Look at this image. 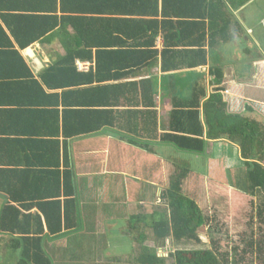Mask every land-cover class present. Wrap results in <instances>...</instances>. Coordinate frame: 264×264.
Masks as SVG:
<instances>
[{"label":"crops","instance_id":"1","mask_svg":"<svg viewBox=\"0 0 264 264\" xmlns=\"http://www.w3.org/2000/svg\"><path fill=\"white\" fill-rule=\"evenodd\" d=\"M239 1L65 0L66 10L60 5L42 8L55 10L59 20L54 25H62V35L56 37L50 28L20 50L22 58L14 65L12 60L0 65V231L8 206L26 204V214L35 215L38 204L64 201L56 193L62 191L64 153L74 174L78 215L82 220L94 217L99 226L106 224L108 216L100 212L108 205H115L117 217L121 207L128 210L142 199L148 187L144 180L158 187L159 198L162 164H197L209 155L207 164L223 165L218 167L222 177L211 173L214 179L230 183L225 164L242 168L240 145L205 135V151L196 155L163 136H178L170 128L174 110L203 111L216 91L229 112L246 113L264 124V34L258 33L264 31V17L246 15L253 5L259 8L258 0L243 6ZM7 19L0 23L9 33L16 23ZM246 22L252 23L248 30ZM29 73L53 79L57 90L41 85L44 94L34 99ZM73 110L88 111L89 126L97 130L68 138L73 118L84 115H67ZM53 125L51 136L44 128ZM12 186L10 196L6 189Z\"/></svg>","mask_w":264,"mask_h":264},{"label":"trees","instance_id":"2","mask_svg":"<svg viewBox=\"0 0 264 264\" xmlns=\"http://www.w3.org/2000/svg\"><path fill=\"white\" fill-rule=\"evenodd\" d=\"M248 1L250 0H240L239 5L243 6ZM17 3L22 4L25 11H34L22 12L23 10L16 8ZM63 4H59V0H6L5 8L0 6V22L5 23L7 18H14L16 25L13 29H8V33L0 23V65L4 61L7 63L11 60L9 64L14 65L17 58H22L20 50L39 41L43 35H47L50 28H53V35L61 36L62 25L58 27L54 25L57 24L59 17L53 9L60 5L66 10L67 6ZM48 5L53 9L50 8V11L46 12L42 8ZM86 12L90 14L89 10ZM36 29L40 32L28 39L32 33L37 32ZM81 30L80 38L84 39L83 31L86 30L83 26ZM183 43V41L179 42V44ZM197 44L202 46L204 42L200 41ZM201 53L203 56L206 54L204 51ZM2 76L6 79L7 74ZM28 76V80L33 79L34 82L28 85L33 88L34 99L40 97V93L44 94L41 85L46 86L47 89L57 90L56 81L46 75H41L39 79H35L32 73ZM217 77L220 75L218 74ZM22 79L27 80L25 77ZM222 96L219 91L212 94L205 103L203 111L199 108L183 107L174 110L170 128L178 136L174 138L170 135L172 133H168L163 139L180 150L190 151L196 155H202L205 151V135L208 140L224 139L241 146L245 163L239 171L235 170V174L230 175V170L228 171L230 184H226L250 199L249 221L246 224L248 230L238 235L239 239H237V236H230V232L225 230V227L214 226L215 215L211 216L208 209H215L216 203L213 200L216 196L215 183L224 186V181L213 179L211 176H201L185 161L165 164L166 179H169V183L160 186L162 190L159 198L156 196L158 187L148 185L143 193L144 198L135 199L133 209L129 208L132 212L127 211L126 205L125 210L119 207L120 216L128 212L127 218L125 217L128 219L126 229L123 233L127 231L129 233L126 234L130 245L129 253L133 254L129 258V263L264 264V124L246 113L229 112ZM85 112L73 110L67 113V115L84 114L80 116L81 118H73V123L68 129L65 128L68 138L80 132L91 133L97 130L89 126L90 121ZM54 127V125L52 128L48 126L44 130L48 129L52 136L51 129ZM64 155L67 164H64L65 170L59 175V179L62 180V191L58 189L56 192L57 195L62 194V197H65L64 201L55 200L38 204L40 212L35 215L26 214L27 209L30 212L26 204L18 208L8 206L2 218L0 231V264H98L99 254L96 257L89 255L90 258H86L87 255L83 257L79 252L82 242L79 239L81 233L78 229L82 225L86 229L87 220L89 227L91 225L94 228L95 218L89 216L87 220H82L78 215L74 174L68 164L67 153ZM218 165L222 167V164ZM60 180H58L59 184ZM6 190L12 196L13 186L10 191L9 188ZM257 198L261 199L259 204L256 203ZM157 201L159 204L155 206L160 208L149 212L148 206L158 203ZM12 210L16 212L15 217L11 216ZM6 235L9 236L8 240L4 239ZM204 238L208 239L207 242ZM75 239H78V242L74 247L69 240ZM53 242L59 243L60 247L52 248ZM168 246L173 249L169 256L160 257L158 250L167 249Z\"/></svg>","mask_w":264,"mask_h":264},{"label":"rangeland","instance_id":"3","mask_svg":"<svg viewBox=\"0 0 264 264\" xmlns=\"http://www.w3.org/2000/svg\"><path fill=\"white\" fill-rule=\"evenodd\" d=\"M256 5H259V8L257 9L253 5L252 9L250 10L249 8L248 12H246V15L249 12L251 13L254 12L252 16L254 17L257 16L258 19L259 18L262 19L264 17V0H258V3L256 2ZM246 23H248V25L247 26L245 25L246 26L245 29L248 30L249 28H251L252 23H249V22H246ZM263 26L264 25L262 24V27ZM258 33L259 35H261V34H264V31L259 28ZM260 43L264 45V37H260ZM209 159H210V156L205 155L202 161H199V163L197 164H190V165L192 166L193 170L196 171L201 176L202 175L206 177L211 176L214 179V177L212 176V174H214L220 177L221 176L219 175L220 170L218 168L220 166L218 164H207ZM161 166H162V169L158 170L159 171L158 174L160 178H157L158 182H156V184L162 186L164 183L166 184L169 183L168 182L169 179H166L167 174L162 172V171H166L165 164L164 165L162 164ZM225 167L230 170L229 172L230 175L232 173L235 174V168H234L235 164H225ZM151 168L157 170L158 166H153ZM220 168H223V165ZM217 180L224 181L221 178H218ZM231 180L233 179L231 178ZM144 182H145L144 183L145 186H148L145 180ZM215 184L217 186L215 187L216 189L214 190V193L216 196L214 197L213 200L216 203L215 204L216 207L214 206L216 210L208 209L210 211L211 216L215 215L216 223L214 226L215 227L216 226L225 227V230L230 232V236L232 237L237 236L236 238L239 239L238 235L248 230L246 224L249 221L248 211L250 209L249 208L250 199L243 196L241 193H238L235 190H233L230 185L226 184V182H223V184H225L224 186H222V184L220 183H215ZM260 200L261 199L257 198L256 203L259 204ZM157 202L158 203L155 202L151 204L150 206H148L149 212H152L155 208H160V207L155 206L159 204V201ZM114 206L115 205L111 204L110 207L108 208L106 207L107 208L106 210H103L100 212L102 214L105 213V215H107L108 217H105L107 219L106 224L103 225L102 223H100V225L102 226H99L97 224L94 225L98 227L99 229L97 228L94 229L91 225L89 227L88 220L86 222V229L84 225H82V227L78 229V231L81 233L80 234L81 237L79 239L82 242L80 249H79L80 251L79 250L78 251L81 253L80 255L83 257L87 255L86 258H90L89 255H91L92 257H96L99 254V257L97 259L98 264H131L129 263V258L133 254L131 252L129 253L130 251L129 239L126 237V234L129 235V233L128 231L125 234L123 232H124V229H126V221L128 220L126 219L127 214L128 212L130 213L132 211L128 209L127 210L128 212H126L125 215L114 217L113 216V213L115 211ZM108 227H110L111 229H108ZM203 235H206V234L203 233ZM204 239L207 242L208 239L206 238ZM77 240L78 239L69 240V241L73 243L72 246L75 247L78 242ZM151 246H154V245L151 244ZM169 246L167 247V249L160 248L158 250L160 257L167 258L169 256V253L172 249ZM51 247L57 248V247H60V244L59 243L56 244L53 242L51 244ZM1 258H3V256H1Z\"/></svg>","mask_w":264,"mask_h":264}]
</instances>
